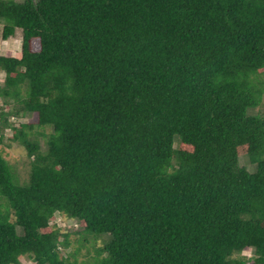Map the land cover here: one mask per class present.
<instances>
[{
	"label": "trees",
	"instance_id": "16d2710c",
	"mask_svg": "<svg viewBox=\"0 0 264 264\" xmlns=\"http://www.w3.org/2000/svg\"><path fill=\"white\" fill-rule=\"evenodd\" d=\"M0 24V264H264V0H0ZM56 214L102 239L87 262Z\"/></svg>",
	"mask_w": 264,
	"mask_h": 264
},
{
	"label": "rangeland",
	"instance_id": "374dc122",
	"mask_svg": "<svg viewBox=\"0 0 264 264\" xmlns=\"http://www.w3.org/2000/svg\"><path fill=\"white\" fill-rule=\"evenodd\" d=\"M18 2H22L24 0H16ZM2 28L3 25L0 24V56L7 57H15L21 58L22 55V32L21 30L16 31V34L10 37L8 40L2 39ZM36 47V43L34 42V48ZM4 83V74H0V84ZM2 102L0 101V104ZM14 119H12L13 121ZM26 120L17 121L16 124L23 123ZM6 142L8 141V137L11 136V132L7 131L6 133ZM3 153L11 165L17 172V175L21 178V181H25L28 178V171L30 168L29 159L26 157V153L22 148L16 147V145L12 148L4 147ZM242 166H246L245 158H241L240 160ZM247 169L250 172H255L256 167L252 165H247ZM51 224L57 228H59L62 233H69V242L70 247L66 250H62L61 254L66 256L68 252L75 253L78 248H80V254L77 259L79 263H84L88 261V256L93 257L95 255L94 248L101 247L103 245L102 239H99L97 242L90 241L84 244L83 240L85 239V235L82 234V228L75 221L68 219L60 214H56L54 221ZM107 240V238H105ZM94 243L95 246L91 248V244ZM246 257H251V252H244L243 254ZM22 264H35L31 259L25 258L22 259Z\"/></svg>",
	"mask_w": 264,
	"mask_h": 264
}]
</instances>
